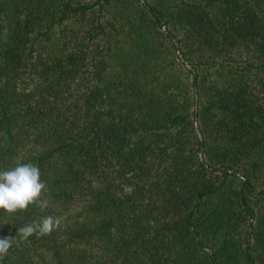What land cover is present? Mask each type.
Wrapping results in <instances>:
<instances>
[{
  "label": "trees",
  "instance_id": "trees-1",
  "mask_svg": "<svg viewBox=\"0 0 264 264\" xmlns=\"http://www.w3.org/2000/svg\"><path fill=\"white\" fill-rule=\"evenodd\" d=\"M17 163L50 200L0 264H264V0H0Z\"/></svg>",
  "mask_w": 264,
  "mask_h": 264
},
{
  "label": "clouds",
  "instance_id": "clouds-1",
  "mask_svg": "<svg viewBox=\"0 0 264 264\" xmlns=\"http://www.w3.org/2000/svg\"><path fill=\"white\" fill-rule=\"evenodd\" d=\"M40 168L33 163H17L11 169L0 171V209L6 213H16L18 210H28L30 205L41 210L48 207L50 197L46 182L41 178ZM61 226V218L51 215L42 217L38 222H32L18 228L21 241H27L31 236L48 235ZM12 237H0V260L4 259L13 245ZM19 242H17L18 244Z\"/></svg>",
  "mask_w": 264,
  "mask_h": 264
}]
</instances>
